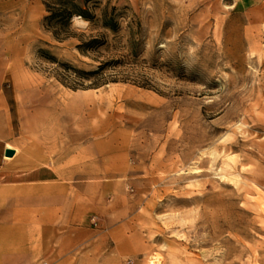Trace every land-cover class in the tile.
Listing matches in <instances>:
<instances>
[{
	"label": "rangeland",
	"instance_id": "374dc122",
	"mask_svg": "<svg viewBox=\"0 0 264 264\" xmlns=\"http://www.w3.org/2000/svg\"><path fill=\"white\" fill-rule=\"evenodd\" d=\"M45 1L0 0L6 147L81 202L38 264H264V0H98L123 16L88 56ZM130 39L141 84L75 89L38 57L91 70Z\"/></svg>",
	"mask_w": 264,
	"mask_h": 264
},
{
	"label": "crops",
	"instance_id": "0c3cea01",
	"mask_svg": "<svg viewBox=\"0 0 264 264\" xmlns=\"http://www.w3.org/2000/svg\"><path fill=\"white\" fill-rule=\"evenodd\" d=\"M4 106L0 94V264H38L53 259L54 237H69L81 202L52 164L4 154Z\"/></svg>",
	"mask_w": 264,
	"mask_h": 264
},
{
	"label": "trees",
	"instance_id": "16d2710c",
	"mask_svg": "<svg viewBox=\"0 0 264 264\" xmlns=\"http://www.w3.org/2000/svg\"><path fill=\"white\" fill-rule=\"evenodd\" d=\"M44 6L46 14L42 18V25L54 40L63 42L75 38L78 41L76 49L85 56L99 54L102 48L116 49L108 40L109 34L115 35L120 30V19L123 15L116 6L107 3L100 8L98 0H46ZM74 17L87 21L92 28L90 30L98 29L97 32H77L72 28ZM128 23L132 27L139 26L137 21L130 20ZM135 45L136 41L130 39L127 47H118L125 49L123 53H113L105 60H99V57L95 56L98 65L91 70L59 62L57 57L44 49L38 50V57L51 65L56 79L75 89L85 86L96 87L108 81L130 80L141 84V81H137L140 76L136 72L137 64L133 61L136 54ZM87 81L89 84L85 85Z\"/></svg>",
	"mask_w": 264,
	"mask_h": 264
},
{
	"label": "water",
	"instance_id": "95a60500",
	"mask_svg": "<svg viewBox=\"0 0 264 264\" xmlns=\"http://www.w3.org/2000/svg\"><path fill=\"white\" fill-rule=\"evenodd\" d=\"M4 154H5L7 157H8V156L11 157V156H13V154H14V150H13V149L6 148Z\"/></svg>",
	"mask_w": 264,
	"mask_h": 264
}]
</instances>
